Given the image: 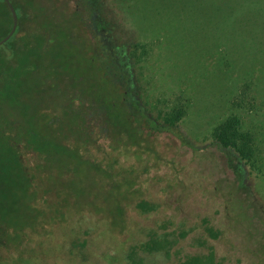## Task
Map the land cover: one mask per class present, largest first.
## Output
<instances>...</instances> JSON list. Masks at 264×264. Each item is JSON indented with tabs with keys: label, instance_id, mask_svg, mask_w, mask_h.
<instances>
[{
	"label": "rangeland",
	"instance_id": "374dc122",
	"mask_svg": "<svg viewBox=\"0 0 264 264\" xmlns=\"http://www.w3.org/2000/svg\"><path fill=\"white\" fill-rule=\"evenodd\" d=\"M55 2L70 33L76 2ZM81 3L90 39L53 33L33 91L22 69L38 166L0 264H127L165 234L170 255L135 259L180 264L213 249L220 264H264V0ZM106 65L119 85L103 80Z\"/></svg>",
	"mask_w": 264,
	"mask_h": 264
},
{
	"label": "trees",
	"instance_id": "16d2710c",
	"mask_svg": "<svg viewBox=\"0 0 264 264\" xmlns=\"http://www.w3.org/2000/svg\"><path fill=\"white\" fill-rule=\"evenodd\" d=\"M11 1L18 13V27L11 39L0 46V239L9 235L7 234L9 231L7 229L8 214H14L17 211L22 195L23 197L26 194L30 195V192L33 191L32 174L38 166V160L33 156L34 148H36L33 143L34 138L28 139L25 134L23 136L21 128V119H34L35 113L31 91L22 97L23 105L21 99L17 101L21 77L28 73L22 69L24 66L30 69L33 76V87L31 86L33 91L36 82L33 63L38 62L44 54L48 53L47 47L54 37L53 33L56 32V35L63 37L65 41L73 36L75 40L71 38L70 40L75 44L89 35L79 14L82 8L81 0H75L76 10L72 18L74 23L70 33L61 26L64 25L63 22H67L66 9H61L62 20H56L58 10L54 7L55 0ZM12 25V13L7 3L0 0V40L9 33ZM88 38L90 39V37ZM102 71H104L105 79L103 80L105 82L117 83L111 77L108 65ZM123 95L121 88L122 104L133 114ZM34 107L43 111L42 114L46 112L45 107ZM138 122L140 128H143L142 121L138 120ZM223 133L219 132L217 139L223 145L228 146L232 142L229 141L226 133L222 135ZM137 207L146 212L153 210L155 205L141 201ZM206 230L213 238H217L219 235L213 227H206ZM187 234L188 232L185 231L182 236ZM201 243L204 245V241ZM171 244L172 241L165 234L164 237L135 246L128 255L127 264H142V258L135 259V255H139L140 250L149 253L165 250L170 255ZM180 264H220V261L217 259L216 252L211 249L208 253L189 255L180 261ZM236 264H240V262Z\"/></svg>",
	"mask_w": 264,
	"mask_h": 264
},
{
	"label": "water",
	"instance_id": "95a60500",
	"mask_svg": "<svg viewBox=\"0 0 264 264\" xmlns=\"http://www.w3.org/2000/svg\"><path fill=\"white\" fill-rule=\"evenodd\" d=\"M4 1L7 3L8 7L12 13L13 25H12L9 33L0 40V46H2L3 44H5L6 42H8L11 39V37L15 34L17 27H18V13L16 11L14 4L12 3L11 0H4Z\"/></svg>",
	"mask_w": 264,
	"mask_h": 264
}]
</instances>
